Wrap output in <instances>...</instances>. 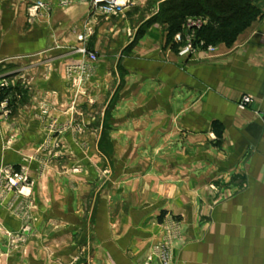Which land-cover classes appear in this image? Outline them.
Instances as JSON below:
<instances>
[{
  "label": "crops",
  "instance_id": "0c3cea01",
  "mask_svg": "<svg viewBox=\"0 0 264 264\" xmlns=\"http://www.w3.org/2000/svg\"><path fill=\"white\" fill-rule=\"evenodd\" d=\"M33 1L11 2L8 20L32 27L0 35L16 75L0 77V158L30 179L0 199V264H157L169 224L172 264H264V0L231 44L188 55L152 20L166 0H128L119 17L91 0L31 15ZM87 64L80 95L68 70ZM104 132L117 166L106 180L92 165Z\"/></svg>",
  "mask_w": 264,
  "mask_h": 264
},
{
  "label": "built area",
  "instance_id": "2783aa9c",
  "mask_svg": "<svg viewBox=\"0 0 264 264\" xmlns=\"http://www.w3.org/2000/svg\"><path fill=\"white\" fill-rule=\"evenodd\" d=\"M66 0L62 1L65 4ZM128 0H91L92 10L97 14H101L106 17H119L124 13V10L128 6ZM46 4L44 0H34L32 4L28 6V11L31 15H35L45 8ZM208 17L204 16H190L185 19L182 27V31L176 33L173 40L179 47L180 55H188L195 52L198 49L204 48L207 52H215L216 45L206 44L204 40L197 36V31L208 23ZM77 39L80 42H85L87 36L85 34H78ZM78 51L87 56L89 64L98 60V55L95 52L87 50L86 45H82L78 48ZM73 72H77V75L73 78V82L80 95H86V89L84 84L90 77L88 64L85 66L71 67L68 70V75ZM252 102V97L248 94L241 96L239 100V107L246 108ZM30 184L29 175L24 167H16L12 164H4L0 167V199L8 193H23L25 186ZM30 226L24 227L25 232H29ZM175 228L172 224H169L165 228L166 236L156 241L153 246L154 254L157 264H172V252L170 238L173 237ZM11 244L19 243L26 240L24 234H10L6 232Z\"/></svg>",
  "mask_w": 264,
  "mask_h": 264
},
{
  "label": "trees",
  "instance_id": "16d2710c",
  "mask_svg": "<svg viewBox=\"0 0 264 264\" xmlns=\"http://www.w3.org/2000/svg\"><path fill=\"white\" fill-rule=\"evenodd\" d=\"M258 14L254 0H166L152 20L164 24L167 37L172 39L182 31L187 17H208V23L197 31V36L206 44L216 45L231 44ZM15 89L12 87V92ZM216 135L220 139L219 131Z\"/></svg>",
  "mask_w": 264,
  "mask_h": 264
},
{
  "label": "rangeland",
  "instance_id": "374dc122",
  "mask_svg": "<svg viewBox=\"0 0 264 264\" xmlns=\"http://www.w3.org/2000/svg\"><path fill=\"white\" fill-rule=\"evenodd\" d=\"M14 1H17V0H0V12L2 11V8H6V11H7L5 16L0 18V35L2 34V38H3L4 33L6 32V28H9L10 30H7V31H9L10 34H12L13 32L14 33H16V32L24 33L32 27V22H30V21L28 22L27 16H25V15H22V16L18 15V18H17L18 22L21 18L23 20L22 22H19V24H20L19 27L16 28V27L12 26L11 23H9L8 20L10 19V17H14L15 11H12V9H11V8H14L11 6V2L13 3ZM13 70H14V67L12 65H7L6 68H3L2 65H0V77L1 78L7 77V79L13 80L16 77ZM110 112H111V106H109L106 109V113H105V116L103 118V123H104V126L106 128L109 127V125L113 121L112 117L110 115L111 114ZM109 139H110L109 133L104 132L102 134L101 139H100V147L98 150H96V155H94V157L99 156L100 158H102V160L100 159L101 161L98 162L99 164H92L94 167V170H96V172H97L96 174L101 175L104 178V180H106V178H108V177L112 178V176L117 172V169H115V167L117 168V166L113 161L114 151L112 149V146L110 144ZM86 151L88 152V158H90V160L91 159L94 160L93 155H91L92 151L91 150H86ZM125 151H126L125 149L122 150L121 154H124L123 152H125ZM73 156H74V159L77 160V162H79L81 164V167L86 169L82 160L78 159L76 154H73ZM94 163H95V161H94ZM86 171L88 172L87 169H86Z\"/></svg>",
  "mask_w": 264,
  "mask_h": 264
},
{
  "label": "water",
  "instance_id": "95a60500",
  "mask_svg": "<svg viewBox=\"0 0 264 264\" xmlns=\"http://www.w3.org/2000/svg\"><path fill=\"white\" fill-rule=\"evenodd\" d=\"M5 164V162H2V160H1V158H0V167L2 166V165H4Z\"/></svg>",
  "mask_w": 264,
  "mask_h": 264
}]
</instances>
